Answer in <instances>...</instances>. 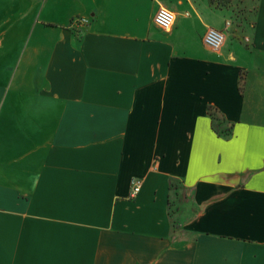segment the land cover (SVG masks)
I'll return each mask as SVG.
<instances>
[{
  "label": "crops",
  "instance_id": "obj_1",
  "mask_svg": "<svg viewBox=\"0 0 264 264\" xmlns=\"http://www.w3.org/2000/svg\"><path fill=\"white\" fill-rule=\"evenodd\" d=\"M0 264H264V0H0Z\"/></svg>",
  "mask_w": 264,
  "mask_h": 264
},
{
  "label": "built area",
  "instance_id": "obj_2",
  "mask_svg": "<svg viewBox=\"0 0 264 264\" xmlns=\"http://www.w3.org/2000/svg\"><path fill=\"white\" fill-rule=\"evenodd\" d=\"M85 19H75L74 25H85ZM154 24L162 31L169 32L175 24V15L169 9L160 8L154 17ZM225 42V35L222 31L210 28L203 36V43L212 51L219 52ZM141 188V183L137 180H132V197H135Z\"/></svg>",
  "mask_w": 264,
  "mask_h": 264
},
{
  "label": "trees",
  "instance_id": "obj_3",
  "mask_svg": "<svg viewBox=\"0 0 264 264\" xmlns=\"http://www.w3.org/2000/svg\"><path fill=\"white\" fill-rule=\"evenodd\" d=\"M231 1L232 0H211V3L215 4V6H224L231 3ZM208 115L212 119L213 128L216 133L221 137L228 138L231 134L232 125L226 124L221 114L214 107H208Z\"/></svg>",
  "mask_w": 264,
  "mask_h": 264
}]
</instances>
